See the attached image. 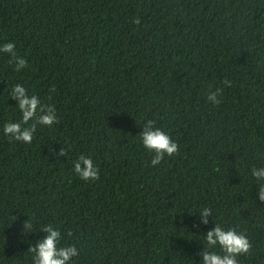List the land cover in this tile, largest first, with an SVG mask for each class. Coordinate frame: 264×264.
<instances>
[{
	"label": "trees",
	"instance_id": "1",
	"mask_svg": "<svg viewBox=\"0 0 264 264\" xmlns=\"http://www.w3.org/2000/svg\"><path fill=\"white\" fill-rule=\"evenodd\" d=\"M5 42L0 264H33L47 226L77 248L68 264H201L217 225L247 236L238 264H264V0H0ZM14 84L56 118L34 117L30 144L2 131ZM149 121L177 143L156 166ZM80 154L96 180L73 173Z\"/></svg>",
	"mask_w": 264,
	"mask_h": 264
},
{
	"label": "clouds",
	"instance_id": "2",
	"mask_svg": "<svg viewBox=\"0 0 264 264\" xmlns=\"http://www.w3.org/2000/svg\"><path fill=\"white\" fill-rule=\"evenodd\" d=\"M14 45L10 42L0 44V53L13 52ZM16 69L20 70L26 66L24 57L15 58ZM228 85L225 84V87ZM221 89L207 93V101L212 105L220 101L218 96ZM10 96L17 101V109L20 113L18 122H9L3 125L2 131L11 140L30 144L35 131L34 126L29 122L38 115V123L45 127L56 122L54 111L51 107H46L41 99L36 95L29 94L21 84H14L11 87ZM140 142L144 149L155 152V158L151 160V165L160 163L161 157L172 156L177 152V143L169 134L154 126L152 121L145 124L142 133L139 135ZM73 173L82 181H94L98 178V168L90 155L80 154L73 163ZM252 175L258 180H264V168L253 169ZM257 196L264 201V183H261ZM209 210L205 208L201 212L202 222L207 223ZM30 229V224L27 225ZM46 235L40 239L29 251L33 253V264H68V262L78 254L77 248L73 245L58 246L61 242V233L58 227L47 226L42 228ZM206 241L208 251L202 254L201 264H238V257L249 252L251 247L245 234L233 228L224 229L217 225L208 231L203 237Z\"/></svg>",
	"mask_w": 264,
	"mask_h": 264
}]
</instances>
